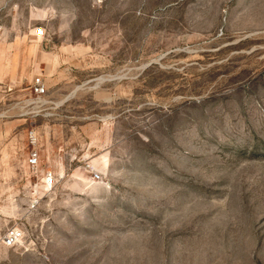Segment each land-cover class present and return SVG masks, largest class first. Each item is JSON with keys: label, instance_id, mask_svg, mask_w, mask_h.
<instances>
[{"label": "rangeland", "instance_id": "obj_1", "mask_svg": "<svg viewBox=\"0 0 264 264\" xmlns=\"http://www.w3.org/2000/svg\"><path fill=\"white\" fill-rule=\"evenodd\" d=\"M0 264H264V0H0Z\"/></svg>", "mask_w": 264, "mask_h": 264}, {"label": "built area", "instance_id": "obj_2", "mask_svg": "<svg viewBox=\"0 0 264 264\" xmlns=\"http://www.w3.org/2000/svg\"><path fill=\"white\" fill-rule=\"evenodd\" d=\"M34 91L36 94H42L44 92L43 85L39 80H36ZM28 139L31 145L36 144V137L33 133H29ZM39 156L36 150H32L27 159V167L35 169L38 166ZM51 173L46 174L45 181H48L47 187L51 186L52 183ZM23 239L22 233L18 229H10L2 238L1 243L6 248H13L21 242Z\"/></svg>", "mask_w": 264, "mask_h": 264}]
</instances>
